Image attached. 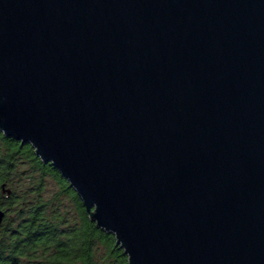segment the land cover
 <instances>
[{
    "label": "water",
    "instance_id": "1",
    "mask_svg": "<svg viewBox=\"0 0 264 264\" xmlns=\"http://www.w3.org/2000/svg\"><path fill=\"white\" fill-rule=\"evenodd\" d=\"M0 131L129 264H264V0H0Z\"/></svg>",
    "mask_w": 264,
    "mask_h": 264
},
{
    "label": "trees",
    "instance_id": "2",
    "mask_svg": "<svg viewBox=\"0 0 264 264\" xmlns=\"http://www.w3.org/2000/svg\"><path fill=\"white\" fill-rule=\"evenodd\" d=\"M0 208V264H129L69 181L31 145L1 131Z\"/></svg>",
    "mask_w": 264,
    "mask_h": 264
}]
</instances>
